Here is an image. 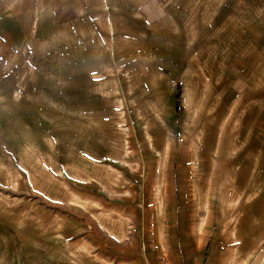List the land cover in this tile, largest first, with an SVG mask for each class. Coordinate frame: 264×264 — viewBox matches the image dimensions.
<instances>
[{
  "label": "rangeland",
  "instance_id": "obj_1",
  "mask_svg": "<svg viewBox=\"0 0 264 264\" xmlns=\"http://www.w3.org/2000/svg\"><path fill=\"white\" fill-rule=\"evenodd\" d=\"M27 3L0 5V264H264V0H36L29 34Z\"/></svg>",
  "mask_w": 264,
  "mask_h": 264
},
{
  "label": "crops",
  "instance_id": "obj_2",
  "mask_svg": "<svg viewBox=\"0 0 264 264\" xmlns=\"http://www.w3.org/2000/svg\"><path fill=\"white\" fill-rule=\"evenodd\" d=\"M3 1L4 0H0V5H3ZM21 1H23V0H9L10 5H19V3H21ZM35 1L36 0H25V2H28L27 5H29L28 6L29 8H26V11H35L33 14V17H31V22L28 26V34H29V31H30V33H33L34 31H36L35 29H36V26L38 23V12L37 11H38V9L41 8V5L37 6V3H35ZM31 5H32V8H30ZM35 5H36V7H35ZM31 25H32V27H31ZM29 27H31V28H29ZM29 36L32 37L31 35H29Z\"/></svg>",
  "mask_w": 264,
  "mask_h": 264
},
{
  "label": "trees",
  "instance_id": "obj_3",
  "mask_svg": "<svg viewBox=\"0 0 264 264\" xmlns=\"http://www.w3.org/2000/svg\"><path fill=\"white\" fill-rule=\"evenodd\" d=\"M179 89H180V85H179ZM177 99L180 100L181 99V92H179Z\"/></svg>",
  "mask_w": 264,
  "mask_h": 264
}]
</instances>
